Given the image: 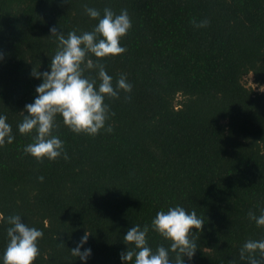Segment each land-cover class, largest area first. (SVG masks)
Returning a JSON list of instances; mask_svg holds the SVG:
<instances>
[{
	"label": "trees",
	"instance_id": "trees-1",
	"mask_svg": "<svg viewBox=\"0 0 264 264\" xmlns=\"http://www.w3.org/2000/svg\"><path fill=\"white\" fill-rule=\"evenodd\" d=\"M87 7L127 10L126 52L100 62L114 86L125 75L132 89L105 98L95 136L73 133L58 115L53 134L67 158L37 161L24 151L35 131L17 127L41 82L31 69H49L51 27L94 28ZM0 51V114L14 135L0 147V214L43 232L33 264H81L70 249L84 232L87 264H121L126 231L175 205L205 222L186 264H246L244 242L264 238L247 215L264 208V91L243 83L251 75L264 85V0H0ZM7 227L0 219V256ZM148 243L170 245L151 227Z\"/></svg>",
	"mask_w": 264,
	"mask_h": 264
},
{
	"label": "clouds",
	"instance_id": "clouds-1",
	"mask_svg": "<svg viewBox=\"0 0 264 264\" xmlns=\"http://www.w3.org/2000/svg\"><path fill=\"white\" fill-rule=\"evenodd\" d=\"M85 11L90 19L97 21L94 28L80 34L73 30L65 35L57 26L51 27L50 36H55L58 44L49 69L43 72L31 69L30 75L41 82L35 87L33 101L25 104L23 120L17 127L21 134L35 131L34 142L27 144L24 151L37 161H53L62 154L67 158L64 142L53 134L58 115L73 133L95 136L105 128L108 119L105 98H116L121 90L130 93L132 89L125 75H121L114 86L113 77L100 62L103 58L126 52L121 39L132 26L127 10L122 9L116 14L105 8L103 15L92 7ZM4 57L5 53L0 51V62ZM85 69H95L96 78L86 76ZM106 131L110 132L111 128ZM13 140L12 126L7 117L0 114V147ZM247 215L257 227H264V208L260 209L259 215L251 210ZM0 219L8 225L7 244L0 256V264H33L39 254L38 241L43 232L30 227L19 214L7 217L0 214ZM204 224L195 209L187 211L180 205L161 209L156 212L151 226L136 224L126 231L123 239L127 247L119 254L121 264H186L184 258L190 262L198 249L195 236ZM149 227L170 242L169 247L161 244L153 250L148 243ZM88 238L89 234L84 232L76 246L70 249L81 264H87L92 255V249L84 247ZM170 252L176 254L175 262L170 258ZM239 260L246 264H264V238L246 240L239 250Z\"/></svg>",
	"mask_w": 264,
	"mask_h": 264
},
{
	"label": "rangeland",
	"instance_id": "rangeland-1",
	"mask_svg": "<svg viewBox=\"0 0 264 264\" xmlns=\"http://www.w3.org/2000/svg\"><path fill=\"white\" fill-rule=\"evenodd\" d=\"M243 83L246 87H250L252 88L254 91H258V92H262L264 91V85L262 86H257L254 82H253V79H252V76L251 75H247L243 78ZM181 98L178 97L177 98V101H179Z\"/></svg>",
	"mask_w": 264,
	"mask_h": 264
}]
</instances>
